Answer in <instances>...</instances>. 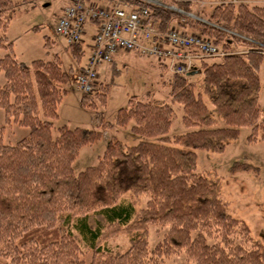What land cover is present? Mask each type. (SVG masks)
Masks as SVG:
<instances>
[{
	"label": "trees",
	"instance_id": "trees-1",
	"mask_svg": "<svg viewBox=\"0 0 264 264\" xmlns=\"http://www.w3.org/2000/svg\"><path fill=\"white\" fill-rule=\"evenodd\" d=\"M34 1L0 0V49L5 51L0 57L5 79L0 84V108L5 123L29 129L14 144L0 137V264H163L164 258L181 251L188 264H264V246L231 212L219 178L196 170L194 151L221 152L241 127L250 128V141L264 142L259 104L264 3L223 1L204 16L192 9L199 0H178L176 6L200 18L184 22L177 11L140 3L158 29L188 27L211 39L224 54L220 60L196 62L201 76L197 91L187 73L170 72L164 79L170 101L181 106L182 123L191 130L170 139L166 133L172 105L131 96L117 109L115 123H131L130 130L143 139L133 145L112 139L96 164L75 173L73 161L80 149L102 133L63 125L53 136L52 121L74 67L65 69L58 53L49 60L19 61L6 34L17 7ZM50 40L44 36V46ZM82 43L66 44L81 68ZM160 66L169 71L163 63ZM108 93V84L100 82L95 91L81 93L80 100L95 108L106 103ZM126 192L146 196L145 206L136 208ZM149 224L167 226L152 248ZM120 234L128 237L122 250L101 246Z\"/></svg>",
	"mask_w": 264,
	"mask_h": 264
},
{
	"label": "rangeland",
	"instance_id": "rangeland-1",
	"mask_svg": "<svg viewBox=\"0 0 264 264\" xmlns=\"http://www.w3.org/2000/svg\"><path fill=\"white\" fill-rule=\"evenodd\" d=\"M67 2L70 0H36L33 3L18 6L6 34L8 39L13 41V52L19 61L25 60L29 63L33 59L49 60L58 53L65 69L69 65L74 67L70 74V82L67 84L69 90L59 102L58 116L52 121V134L56 136L58 128L63 125L69 128L100 130L102 133L100 139L80 149L73 161L74 172L77 173L87 166L96 164L106 144L112 139H119L126 145L136 144L143 139L142 136L130 130L131 123L125 126L115 123L117 109L125 106L131 96L143 101H165L172 105L174 113L169 131L166 133L170 139L191 130V127H186L182 123L183 110L181 106L170 101V87L164 82L170 72L162 68L156 59L142 55L130 54L117 60L115 65L106 63L99 65L96 84L98 85L100 82L108 84L109 93L106 103L98 104L95 108L81 103V92L73 87L75 75L82 70L81 65L75 64L72 60L64 38L56 36L52 30L53 24ZM168 2L177 5L179 1L168 0ZM214 3L213 0H199L197 5L192 6V9L200 12V15L206 16ZM33 27L38 28L34 30ZM87 28L89 32L84 34L82 43L85 50L82 66L85 65L84 61L89 54V33L92 28L90 26ZM185 30L192 31L188 27H185ZM44 36L51 39L47 46H44ZM4 53L5 51L0 49V57ZM220 57H214V60H220ZM195 70H197L196 67L191 69L192 73L187 74V77L195 84L197 91L201 76L197 71L194 72ZM259 74L261 80L259 104L264 115V65L260 68ZM4 80L3 72L0 71V84ZM204 100L217 117L213 105L206 98ZM217 118L218 124L222 125L221 119ZM0 129L1 140L11 144L16 143L29 132L27 127L17 123H5L4 112L1 108ZM249 133V127H241L238 136L229 141L221 152L194 149L196 170L210 173L211 176L219 178L222 195L229 202L231 212L236 218L243 219L249 225L252 238L264 246V142L261 140L250 141L247 138ZM152 140H156V138ZM124 196L131 199L136 208L144 207L147 200L146 196H135L130 192H126ZM166 229V225H148L147 239L150 248L162 238ZM127 243L128 237L125 234H120L102 242L101 246L115 252L122 250ZM89 254L90 251L85 254L87 261ZM188 263L191 262L187 259L184 251L166 257L163 261V264Z\"/></svg>",
	"mask_w": 264,
	"mask_h": 264
},
{
	"label": "built area",
	"instance_id": "built-area-1",
	"mask_svg": "<svg viewBox=\"0 0 264 264\" xmlns=\"http://www.w3.org/2000/svg\"><path fill=\"white\" fill-rule=\"evenodd\" d=\"M70 0L58 15L52 30L66 44L83 42L87 25L92 24L89 54L82 70L75 75L74 88L91 93L98 86L97 67L111 63L120 52H133L163 63L174 73H188L201 58L222 56L224 51L208 37L175 25L158 29L143 2L177 11L180 21L200 19L194 13L169 4L166 0Z\"/></svg>",
	"mask_w": 264,
	"mask_h": 264
},
{
	"label": "crops",
	"instance_id": "crops-1",
	"mask_svg": "<svg viewBox=\"0 0 264 264\" xmlns=\"http://www.w3.org/2000/svg\"><path fill=\"white\" fill-rule=\"evenodd\" d=\"M200 1H207V0H200ZM223 1H241V0H213V2H215L214 4H216V3H219V2H223ZM244 1V0H243ZM246 1H250V2H255V3H264V0H246ZM69 2H67V4H68ZM203 3V2H202ZM91 27L92 28V31L89 33L90 35L92 34V32H93V26H92V24H88L86 27ZM87 32H89V30H88V28H87ZM90 35H89V37H90ZM89 41H90V38H89ZM130 54H135V53H133V52H120V53H118V54H116L115 56H114V60L111 62V63H108L109 65H115L116 64V62H117V60H120V59H122V57H124V56H128V55H130ZM87 59V58H86ZM86 59H85V61L84 62H86ZM23 62H25V63H27L25 60H22ZM101 65V64H100ZM99 67V66H98ZM262 67V66H261ZM98 71V70H97ZM198 72L199 70L197 69V70H195L194 72ZM169 72H170V70H169ZM98 74H99V71H98Z\"/></svg>",
	"mask_w": 264,
	"mask_h": 264
},
{
	"label": "water",
	"instance_id": "water-1",
	"mask_svg": "<svg viewBox=\"0 0 264 264\" xmlns=\"http://www.w3.org/2000/svg\"><path fill=\"white\" fill-rule=\"evenodd\" d=\"M192 72H189L188 74H191Z\"/></svg>",
	"mask_w": 264,
	"mask_h": 264
}]
</instances>
